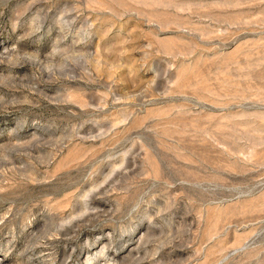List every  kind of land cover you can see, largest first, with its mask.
<instances>
[{"label":"rangeland","instance_id":"1","mask_svg":"<svg viewBox=\"0 0 264 264\" xmlns=\"http://www.w3.org/2000/svg\"><path fill=\"white\" fill-rule=\"evenodd\" d=\"M0 264H264V0H0Z\"/></svg>","mask_w":264,"mask_h":264}]
</instances>
